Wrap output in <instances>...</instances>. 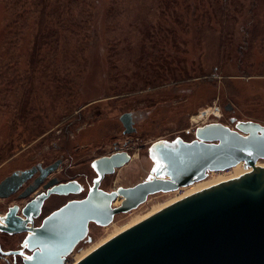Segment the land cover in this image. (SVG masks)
<instances>
[{"label":"rangeland","instance_id":"obj_1","mask_svg":"<svg viewBox=\"0 0 264 264\" xmlns=\"http://www.w3.org/2000/svg\"><path fill=\"white\" fill-rule=\"evenodd\" d=\"M129 111L136 131L126 133L120 116ZM239 120L264 124V0H0V181L63 159L46 179L84 187L48 201L45 213L87 194L103 154L125 147L132 159L101 187L130 186L150 175L154 141ZM35 177L0 197V212L41 189L20 197ZM184 187L151 194L108 225L91 222L66 263ZM24 233H0L3 248Z\"/></svg>","mask_w":264,"mask_h":264},{"label":"water","instance_id":"obj_2","mask_svg":"<svg viewBox=\"0 0 264 264\" xmlns=\"http://www.w3.org/2000/svg\"><path fill=\"white\" fill-rule=\"evenodd\" d=\"M120 119L126 133L136 131L133 112H124ZM148 151L153 166L146 179L105 190L101 187L105 174L128 163L132 154L118 150L100 156L92 162L98 176L84 197L67 201L35 226V218L51 193L82 191L77 180L59 182L52 177L44 184L45 188L52 185L47 192L0 215V230L27 233L23 245L31 253L24 257V264H66L87 236L91 222L108 225L116 214L137 208L150 194L193 184L212 170H225L243 161L250 170L172 202L73 264H264V167L257 166V160L264 158V124L239 120L232 128L222 122L207 123L196 128L192 140L181 136L158 139ZM60 163L57 159L46 166L38 163L12 172L0 181V197L15 193L39 172L20 194L28 196ZM117 197L122 202L113 206Z\"/></svg>","mask_w":264,"mask_h":264},{"label":"flooded vegetation","instance_id":"obj_3","mask_svg":"<svg viewBox=\"0 0 264 264\" xmlns=\"http://www.w3.org/2000/svg\"><path fill=\"white\" fill-rule=\"evenodd\" d=\"M149 149V148H148ZM118 150H127L130 154H131V152L128 150V149H126L125 147H121V148H117L115 151H118ZM115 151H113V152H115ZM112 152V153H113ZM109 154H111V153H108V154H103V155H109ZM103 155H101V156H103ZM100 157V156H99ZM98 158V157H97ZM63 163V159H62V162L60 163V165ZM48 165V164H47ZM59 165V166H60ZM126 165V164H125ZM43 166H46V165H43ZM95 169V168H94ZM117 170V169H116ZM96 171V170H95ZM38 173L39 172H37L36 173V176L38 175ZM96 173H97V171H96ZM114 173V172H113ZM109 174H111V173H107V174H105V176H104V178L102 179V181L105 179V177L107 176V175H109ZM97 176H98V173H97ZM96 176V177H97ZM50 179V178H49ZM49 179H46V182L45 183H47L48 181H49ZM146 179V178H145ZM70 180H77L75 177H73V178H71V179H68V180H62V179H60L59 178V182H67V181H70ZM78 181V180H77ZM79 182V181H78ZM45 183H43V186H42V188L41 189H39L38 191H36L25 203H23V204H21V203H13V204H10V205H8V207H7V209L4 211V212H0V215H5L7 212H8V210H9V208L11 207V206H13V205H15V204H18L19 206H20V208H22L26 203H28L29 201H31L32 199H34V198H36V197H38L39 195H41L42 193H45V192H47L49 189H50V187H52V185L51 186H49V187H47V188H45L44 187V184ZM80 183V182H79ZM81 184V183H80ZM101 184H102V182H101ZM24 186V185H23ZM81 186H82V191L81 192H83V190H84V187H83V185L81 184ZM131 186V185H130ZM124 187H127V186H124ZM116 189V188H115ZM105 190H107V189H105ZM112 190H114V189H112ZM81 192H79V193H81ZM70 194H72V193H70ZM73 194H78V193H73ZM69 195V193H57V192H53V193H51L46 199H45V201H44V203H43V205H42V208H41V212H40V214H39V216L38 217H36L35 218V223H34V225L35 226H38V225H40L41 223H42V221H43V219H44V217L45 216H47L48 214H50L53 210H55V209H57L58 207H60V206H58V207H56V208H52L48 213H45L46 212V208L49 206V202L48 201H51V200H55L56 198L57 199H59V198H62V197H64V196H68ZM52 197H55V198H52ZM83 197V196H82ZM82 197H76V198H72V199H79V198H82ZM38 220H41L40 222H37ZM0 233L2 234V233H4V234H2V235H4V236H14L16 233H14V234H11V233H9V232H7V231H1L0 230ZM19 234H21V233H19ZM26 235H27V233L25 232L24 233V235H23V237H22V239H21V241H20V243H19V246L18 247H11V245H10V248L9 249H5V248H3L5 245H6V243H5V241H4V237L3 238H1L0 239V247H1V249L3 250V251H9V250H21V253H10V254H7V253H4V252H2L1 250H0V259H3V261H5L7 264H18L19 262H20V260H21V262H23V259H24V257L26 256V255H28V254H30L31 253V251L30 250H28L27 249V247H25L24 245H23V241H24V239H25V237H26ZM13 243V242H12ZM24 263V262H23Z\"/></svg>","mask_w":264,"mask_h":264},{"label":"bare ground","instance_id":"obj_4","mask_svg":"<svg viewBox=\"0 0 264 264\" xmlns=\"http://www.w3.org/2000/svg\"><path fill=\"white\" fill-rule=\"evenodd\" d=\"M213 112V111H212ZM261 159V158H260ZM260 159H258L257 160V166H259V167H264L263 166V163L262 162H259L260 161ZM242 163H243V165H244V162L243 161H241ZM241 162H239V163H237V164H239L238 166H235V167H233V169L234 168H239L237 171H231L230 173H228V174H224V175H221L220 174V176H218V177H215L214 179H212V180H206V181H200V182H198V181H196V183H194V184H191V185H186V187H184L183 189L185 190L184 192H183V194H178V195H176V196H174L173 198H169V200H167V201H165V202H163V203H160V204H158V205H156V206H154L150 211H147V213H145V214H142V215H139V216H137L136 218H134L131 222H129L128 224H126L125 226H123V227H121V228H119L118 230H116L115 232H113L111 235H109L108 237H106L105 239H103L102 240V242L101 243H103V242H105L106 240H108L109 238H111L112 236H114L115 234H117L118 232H120V231H122V230H124L125 228H127V227H129V226H131V225H133L134 223H136V222H138L139 220H141V219H143V218H145V217H147V216H149V215H151L152 213H154V212H156V211H158V210H160L161 208H163V207H165V206H167V205H169V204H171L172 202H174V201H176V200H178V199H180V198H182V197H184V196H186V195H189V194H191V193H193V192H195V191H197V190H199V189H202V188H204V187H207V186H209V185H211V184H215V183H217V182H219V181H222V180H225V179H228V178H231V177H234V176H237V175H239V174H242V173H244V172H246V171H248V170H250V168H251V166H249V167H245V168H241ZM125 164H127V163H125ZM125 164H123V165H121L120 167H123V166H125ZM236 164V165H237ZM242 165V166H243ZM119 168V167H118ZM213 171V170H212ZM211 172V171H210ZM203 180V179H202ZM28 181V180H27ZM26 181V182H27ZM25 182V183H26ZM23 187V186H22ZM182 188V187H181ZM21 189V188H20ZM179 189V188H178ZM177 190V189H176ZM170 191H174V190H170ZM159 192H168V191H159ZM70 193H79V192H69V194ZM157 193V192H156ZM154 194V193H153ZM151 195V194H150ZM114 202H115V204H114ZM121 202H122V198L121 197H117L114 201H113V206H119L120 204H121ZM1 220V219H0ZM90 225V224H89ZM21 233V232H20ZM101 243H97V245H94L92 248H90L89 250H86L85 252H83L82 254H80L79 256H78V258L76 259V261H78L79 259H81L83 256H85L87 253H89L91 250H93L94 248H96L98 245H100ZM75 249V248H74ZM75 261V262H76ZM67 264V263H66Z\"/></svg>","mask_w":264,"mask_h":264}]
</instances>
